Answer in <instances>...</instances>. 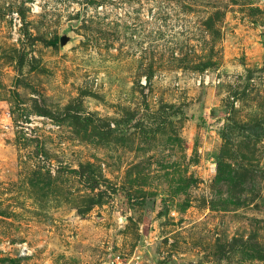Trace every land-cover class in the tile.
I'll return each instance as SVG.
<instances>
[{
	"label": "rangeland",
	"instance_id": "1",
	"mask_svg": "<svg viewBox=\"0 0 264 264\" xmlns=\"http://www.w3.org/2000/svg\"><path fill=\"white\" fill-rule=\"evenodd\" d=\"M115 253L264 264V0H0V264Z\"/></svg>",
	"mask_w": 264,
	"mask_h": 264
},
{
	"label": "built area",
	"instance_id": "2",
	"mask_svg": "<svg viewBox=\"0 0 264 264\" xmlns=\"http://www.w3.org/2000/svg\"><path fill=\"white\" fill-rule=\"evenodd\" d=\"M7 17L11 20V31L10 34L16 40L20 35L21 20L17 12H11ZM42 119V118H41ZM136 257L127 258L126 256L115 253L110 255L103 264H134ZM135 260V261H134Z\"/></svg>",
	"mask_w": 264,
	"mask_h": 264
},
{
	"label": "water",
	"instance_id": "3",
	"mask_svg": "<svg viewBox=\"0 0 264 264\" xmlns=\"http://www.w3.org/2000/svg\"><path fill=\"white\" fill-rule=\"evenodd\" d=\"M73 42V38H71L68 35V30H65L60 36H59V46L60 48H64L69 43Z\"/></svg>",
	"mask_w": 264,
	"mask_h": 264
}]
</instances>
